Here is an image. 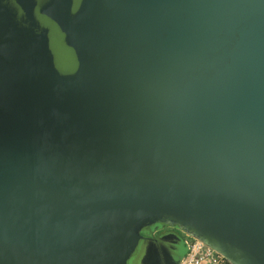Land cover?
<instances>
[{
	"label": "water",
	"instance_id": "water-1",
	"mask_svg": "<svg viewBox=\"0 0 264 264\" xmlns=\"http://www.w3.org/2000/svg\"><path fill=\"white\" fill-rule=\"evenodd\" d=\"M185 238L264 264V0H0V264Z\"/></svg>",
	"mask_w": 264,
	"mask_h": 264
},
{
	"label": "built area",
	"instance_id": "built-area-1",
	"mask_svg": "<svg viewBox=\"0 0 264 264\" xmlns=\"http://www.w3.org/2000/svg\"><path fill=\"white\" fill-rule=\"evenodd\" d=\"M187 252L180 264H229L222 256L202 243L185 238Z\"/></svg>",
	"mask_w": 264,
	"mask_h": 264
},
{
	"label": "flooded vegetation",
	"instance_id": "flooded-vegetation-1",
	"mask_svg": "<svg viewBox=\"0 0 264 264\" xmlns=\"http://www.w3.org/2000/svg\"><path fill=\"white\" fill-rule=\"evenodd\" d=\"M161 233H162V232H160V233H158V234H161ZM177 234L180 235V236H182V234H180V233H178V232H177Z\"/></svg>",
	"mask_w": 264,
	"mask_h": 264
},
{
	"label": "rangeland",
	"instance_id": "rangeland-1",
	"mask_svg": "<svg viewBox=\"0 0 264 264\" xmlns=\"http://www.w3.org/2000/svg\"><path fill=\"white\" fill-rule=\"evenodd\" d=\"M183 237H185V236H183Z\"/></svg>",
	"mask_w": 264,
	"mask_h": 264
}]
</instances>
